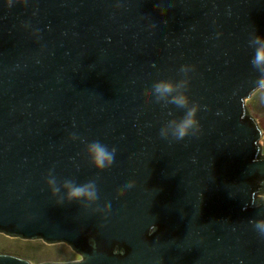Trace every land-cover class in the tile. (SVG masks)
Here are the masks:
<instances>
[{
  "label": "water",
  "instance_id": "95a60500",
  "mask_svg": "<svg viewBox=\"0 0 264 264\" xmlns=\"http://www.w3.org/2000/svg\"><path fill=\"white\" fill-rule=\"evenodd\" d=\"M254 33L264 0H0V234L80 257L41 264H264L249 222L264 219L261 131L244 107L264 89ZM181 65L201 131L175 142L158 131L182 110L150 85ZM70 133L115 148L111 168ZM50 169L95 180L96 203L58 204Z\"/></svg>",
  "mask_w": 264,
  "mask_h": 264
},
{
  "label": "clouds",
  "instance_id": "9594fccd",
  "mask_svg": "<svg viewBox=\"0 0 264 264\" xmlns=\"http://www.w3.org/2000/svg\"><path fill=\"white\" fill-rule=\"evenodd\" d=\"M9 6L12 0H6ZM248 47L253 50L250 59L251 66L257 71L258 78L256 87H264V37L254 33L248 40ZM192 68L188 65H181L178 69V79L161 78L155 80L150 85V93L154 103L162 108L168 109L173 106L175 109L182 110V114L168 119L161 125L158 135L161 139L179 142L189 136H197L201 131L198 119V112L201 105L190 99L188 95V74ZM171 116V111H169ZM69 139L73 142L80 140L85 144V154L91 166L97 171H104L113 165L115 158V148H110L100 140L85 142L76 133H70ZM45 184L50 196L56 199L58 204L76 202L92 206L98 200V189L95 180L77 182L74 179L65 178L58 180L50 169L45 177ZM134 186L133 181H126L124 189ZM254 231L264 237V219L249 221Z\"/></svg>",
  "mask_w": 264,
  "mask_h": 264
},
{
  "label": "rangeland",
  "instance_id": "374dc122",
  "mask_svg": "<svg viewBox=\"0 0 264 264\" xmlns=\"http://www.w3.org/2000/svg\"><path fill=\"white\" fill-rule=\"evenodd\" d=\"M244 107L261 131L259 146L264 156V89L256 90L244 102ZM0 254L13 255L27 260L30 264L67 263L80 257L65 244H44L41 240L25 241L0 234Z\"/></svg>",
  "mask_w": 264,
  "mask_h": 264
}]
</instances>
